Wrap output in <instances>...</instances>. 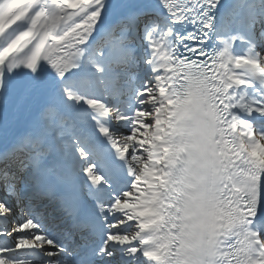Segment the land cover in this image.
I'll use <instances>...</instances> for the list:
<instances>
[{
  "label": "snow or ice",
  "instance_id": "1",
  "mask_svg": "<svg viewBox=\"0 0 264 264\" xmlns=\"http://www.w3.org/2000/svg\"><path fill=\"white\" fill-rule=\"evenodd\" d=\"M0 264H264V0H0Z\"/></svg>",
  "mask_w": 264,
  "mask_h": 264
}]
</instances>
